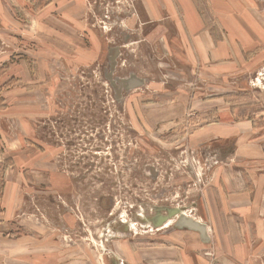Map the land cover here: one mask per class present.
<instances>
[{
    "label": "rangeland",
    "instance_id": "rangeland-1",
    "mask_svg": "<svg viewBox=\"0 0 264 264\" xmlns=\"http://www.w3.org/2000/svg\"><path fill=\"white\" fill-rule=\"evenodd\" d=\"M30 1L0 0V264H223L238 246L264 264V220L242 221L237 187L219 186L241 160L214 158L219 105L194 106L228 96L264 129V65L206 76L136 0H83L78 21Z\"/></svg>",
    "mask_w": 264,
    "mask_h": 264
},
{
    "label": "crops",
    "instance_id": "crops-1",
    "mask_svg": "<svg viewBox=\"0 0 264 264\" xmlns=\"http://www.w3.org/2000/svg\"><path fill=\"white\" fill-rule=\"evenodd\" d=\"M25 2L29 3L28 9L32 13V2ZM82 2L50 0L43 8H34L33 12L69 15L68 18L78 21L82 14ZM135 9L144 13L145 25H151L150 31H172L190 64L202 66L206 76L212 68V75L224 79L234 74L239 77L264 65V0H136ZM227 99L230 98L196 101L194 106L203 109L214 101L219 105L214 110L215 121L208 125L210 137L215 134L216 141L220 138L217 144L211 143L214 158L221 162L220 165H225L228 161L226 155L238 154L241 157L239 163L232 168L230 166L234 177L223 178L224 183L219 186L223 189L237 187L234 194L238 200L231 202V208L248 225V220L241 216L248 218L252 215L250 220L256 227L259 223L257 219L264 220V129L258 125L256 118L241 117L249 112V104L229 107L226 106ZM214 198L216 202L220 200L216 195ZM222 205H225L223 201ZM216 210L226 212L223 208ZM218 218V221L213 220L215 225L226 227L227 216L218 214ZM235 218L233 216L234 221ZM235 225L238 227V223ZM232 243L240 245L235 240ZM236 255L237 260L229 257L223 264H228L229 260H235L234 264H256L248 262L249 252L244 247L239 250L238 246ZM164 256L170 259V248L151 254L157 262ZM183 263L206 264V261L195 252H189L183 256Z\"/></svg>",
    "mask_w": 264,
    "mask_h": 264
},
{
    "label": "water",
    "instance_id": "water-1",
    "mask_svg": "<svg viewBox=\"0 0 264 264\" xmlns=\"http://www.w3.org/2000/svg\"><path fill=\"white\" fill-rule=\"evenodd\" d=\"M139 81L135 79V81L133 79L130 80L129 85L130 87L134 86L135 84H138ZM177 210H174L173 214L176 213ZM161 223V222H159ZM182 224L186 227H188L189 229H192L194 231L199 232L204 238L206 237V226L202 223H200L199 221H196L192 218H188L183 216L181 218V220L179 221V224Z\"/></svg>",
    "mask_w": 264,
    "mask_h": 264
}]
</instances>
